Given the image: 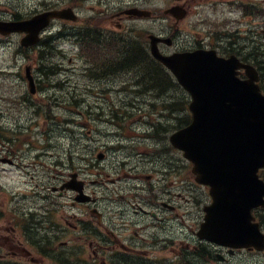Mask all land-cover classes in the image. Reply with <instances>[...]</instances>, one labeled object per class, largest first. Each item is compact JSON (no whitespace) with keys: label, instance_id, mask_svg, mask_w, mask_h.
I'll return each mask as SVG.
<instances>
[{"label":"flooded vegetation","instance_id":"flooded-vegetation-1","mask_svg":"<svg viewBox=\"0 0 264 264\" xmlns=\"http://www.w3.org/2000/svg\"><path fill=\"white\" fill-rule=\"evenodd\" d=\"M32 4L26 12L13 10V19L55 8H70L78 18L54 19L37 46L21 48L15 57L23 59L17 68L23 82L0 69V115L12 111L15 122L11 130L0 129V163L15 170L12 183L0 180V264H264V200L252 212L244 203L250 190L264 196V167L258 171L261 182L236 188L229 216L220 220V241L211 240L202 234L207 207L214 202L211 187L197 182L191 160L179 163L173 156L172 152H182L166 143L164 125L144 134L137 122L130 124L135 116H145L138 113L148 105L178 95L170 85L164 89L159 80L164 67L153 56L151 34L160 37L159 47L165 53L207 48L224 57L252 55L258 58L252 59L254 65L264 72V39L258 37V33L264 36V0H33ZM179 5L181 15L187 12L184 16L164 13ZM135 8L149 10L150 16H139ZM183 35L188 36L184 45ZM163 37L169 39L165 42ZM36 53L78 60L82 77L90 80L80 94L93 97L99 106L94 118L113 137L105 144L103 160L110 152L120 154L121 165L132 171L133 180L120 193L92 191L80 200L72 191L70 206L78 210L68 212L66 197L71 190L66 188V169L55 185L47 180L44 153L35 154L28 125L20 122L41 113L38 101L44 100L40 97L44 92L55 104L66 93L61 81L41 74L53 72L36 64ZM27 64L32 65L37 94L25 80ZM61 69L57 66L58 72ZM188 118L192 119L190 112ZM5 132L12 133L11 139L3 136ZM141 140L154 141L148 143L154 148L141 150Z\"/></svg>","mask_w":264,"mask_h":264},{"label":"water","instance_id":"water-1","mask_svg":"<svg viewBox=\"0 0 264 264\" xmlns=\"http://www.w3.org/2000/svg\"><path fill=\"white\" fill-rule=\"evenodd\" d=\"M178 11L175 8L173 12ZM56 14L49 12L17 24L0 21V31L9 33L24 28L37 34L47 18ZM155 43L156 40L154 54L192 95L193 122L174 133L171 140L195 162L199 181L213 185L217 203L223 196L212 211V217L221 220L229 215L234 202L230 195L224 196L233 191L224 192L221 187L228 181L254 183L246 172L257 178L256 171L264 165V95L255 83L257 72L236 58H221L214 51L164 56ZM241 66H246L248 79L237 76ZM238 171L249 180L241 179ZM217 188L224 194L219 196Z\"/></svg>","mask_w":264,"mask_h":264},{"label":"rangeland","instance_id":"rangeland-1","mask_svg":"<svg viewBox=\"0 0 264 264\" xmlns=\"http://www.w3.org/2000/svg\"><path fill=\"white\" fill-rule=\"evenodd\" d=\"M41 1H53V0H41ZM33 0H0V17H8L11 10L27 11L33 4ZM55 3H58L56 1ZM168 21H164L163 24H167ZM187 24V21L184 22ZM182 45L187 43L188 36L183 35ZM185 41V42H184ZM0 59H5L8 54L13 50L16 45L15 39H12L10 42L3 41L0 44ZM67 49H69L67 47ZM57 59L54 58V61ZM61 60V59H60ZM68 68H72L77 65V72L75 70L68 71L63 74L62 77L65 76V79H61L62 82H65V90L63 93H66L65 96L62 97L60 106L57 107L52 99H48L46 93L44 92L41 97L44 100L39 99V103L43 105V110L40 115L31 114L29 120L27 121L28 130L27 134L29 135V141H32L36 144V146L48 145V142L52 145L50 146L49 151L51 153L50 156L45 158L47 164V180L51 182V186L58 182L59 175H61L62 170L66 167L67 169V178L69 179L70 172L80 171L83 172L84 177L91 178H99L100 181L97 184L89 183L90 187L88 191L91 189L97 190L99 193L106 194H117L120 193L122 188L120 185L123 184L125 186L128 182L133 180L131 173H126L128 169H125L121 165L122 157L120 154L110 153V155L101 162H98L95 155L100 151L104 150L106 142H110L113 137L106 135L102 129L104 126L101 125L98 120L93 119L94 114H92V103L96 105L92 100L93 97L86 96L85 94H80L81 88L88 82L84 81L79 76V68L78 62L76 59L73 64L69 63L68 57L61 60ZM21 63V60H20ZM18 63L17 65H21ZM2 65H10V63H4ZM178 93L183 98H187L186 94L178 89ZM116 97L118 95L114 94ZM87 99V100H86ZM44 101V103H42ZM52 103V112L48 116L47 108L45 103ZM39 104V105H40ZM6 104H2L5 106ZM37 106H35V109ZM1 109V102H0ZM138 113V112H137ZM136 113V114H137ZM143 112L138 114H143ZM174 114V117H182V121L179 119L165 120L159 116V119L163 121L166 125L173 127L172 129H177L186 124L187 112L181 113L180 110H174L171 112ZM170 113V114H171ZM13 115L14 112L10 111V113H5L0 115V125L4 127H12L13 125ZM138 116H135L134 119L131 120L130 124L132 125L135 122L144 121V117L141 119H137ZM141 121L140 123H142ZM171 121V122H170ZM129 123L128 121H124ZM22 124H26V120L23 119L21 121ZM17 127V126H16ZM100 128V130L98 129ZM1 129V128H0ZM9 135H12L10 133ZM42 142L44 144H42ZM41 143V144H40ZM167 143V141H166ZM55 146V148H54ZM141 150H144V147L154 148V146H147L146 142L143 143ZM97 152V153H96ZM175 158H179V163L183 162V156L181 153L175 151L172 152ZM35 155V154H34ZM162 155V159L166 160V157ZM57 159H59L57 161ZM157 159L160 160L161 157L157 156ZM65 161L66 166L62 165L60 162ZM90 161V162H89ZM95 163L96 167L92 166ZM185 163V162H183ZM30 167L35 168V170H39V165L34 167L30 165ZM78 167V169H76ZM75 168V169H73ZM92 173V174H91ZM142 173V172H141ZM4 177L0 180L3 182L12 183V178L15 176V170L13 168L6 169L3 171ZM110 175V176H107ZM113 178L112 181L118 182H110L103 181L108 180V178ZM111 178V179H112ZM110 179V180H111ZM182 188L179 187L178 191H181ZM73 195L72 191L67 192L66 200L68 202L67 211L72 212V209L78 210V208H71V199L69 196Z\"/></svg>","mask_w":264,"mask_h":264},{"label":"trees","instance_id":"trees-1","mask_svg":"<svg viewBox=\"0 0 264 264\" xmlns=\"http://www.w3.org/2000/svg\"><path fill=\"white\" fill-rule=\"evenodd\" d=\"M157 78H158V77H157ZM159 80L161 81L162 86H163L164 89L166 88V84H168V83L171 82V81H170V78H167V77L165 76L164 73L162 74L161 79L159 78ZM164 91H166V90H164ZM181 106L184 107V105H179V107H181Z\"/></svg>","mask_w":264,"mask_h":264}]
</instances>
